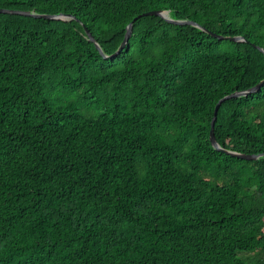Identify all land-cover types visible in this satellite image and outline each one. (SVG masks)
I'll return each mask as SVG.
<instances>
[{"label":"trees","instance_id":"16d2710c","mask_svg":"<svg viewBox=\"0 0 264 264\" xmlns=\"http://www.w3.org/2000/svg\"><path fill=\"white\" fill-rule=\"evenodd\" d=\"M0 9V264H264V0Z\"/></svg>","mask_w":264,"mask_h":264},{"label":"water","instance_id":"95a60500","mask_svg":"<svg viewBox=\"0 0 264 264\" xmlns=\"http://www.w3.org/2000/svg\"><path fill=\"white\" fill-rule=\"evenodd\" d=\"M0 13L21 14V15L33 16V17H43V18H47V19H64V20L75 19V17H73L72 15H59V16L47 15V14L46 15L45 14L41 15V14H36V13H32V12L13 11V10H7V9H0ZM151 15L161 16V17L167 19L169 22H172V23H175V24L194 25V26L202 28V26H200L198 23H196L194 21H191V20H175V19H172L170 17V15H169V11H150V12H146L144 14H141V15L137 16L129 24V26L127 28V34H126V37H125L123 43L121 44L119 50L115 54L110 56L111 58L119 55L124 50V48L126 47L128 41H129V39L131 37L132 31H133V25H134L135 21L138 20L139 18L143 17V16H151ZM203 29L206 30L205 28H203ZM210 33L214 37H217L219 39H226L227 38V39H229L231 41H234V42L245 41V39L243 37H240V36H237V37H224V36L218 35V34L213 33V32H210ZM88 35H89L91 41H93L96 44V46L103 53L100 45L95 40V38L92 36V34L88 32ZM256 47L259 48L262 52H264L263 48H261L259 46H256ZM105 57H108V56L105 55ZM263 86H264V80L261 83H259L258 85L250 88L249 90L235 92V93L227 95V96H225V97H223L222 99L219 100V102L217 103V105L215 107L214 116H213V120H212V124H211V132H210V140H211L213 146L216 149H218V150H220V151H222V152H224V153H226L228 155H231V156H234V157H238V158H241V159H245V160H258V159L264 157V153H261V154H245V153H239V152H234V151L227 150V149L221 147V145L218 143V141L216 139V135H215V126H216V122L218 120V114H219V110H220L221 105L224 102H226L227 100H230V99H233V98H239V97H243V96H248V95H251L253 93H256V92L260 91Z\"/></svg>","mask_w":264,"mask_h":264}]
</instances>
